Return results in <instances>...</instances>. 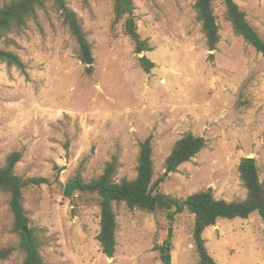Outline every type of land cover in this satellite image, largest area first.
I'll return each instance as SVG.
<instances>
[{"label":"rangeland","instance_id":"obj_1","mask_svg":"<svg viewBox=\"0 0 264 264\" xmlns=\"http://www.w3.org/2000/svg\"><path fill=\"white\" fill-rule=\"evenodd\" d=\"M11 0H0V6ZM138 31L152 51L137 54L115 24L113 0H70L92 45L94 72L78 57L76 40L50 3L22 32L0 40V49L23 62H0V166L22 154L16 174L47 182L24 191V206L46 264H162L159 246L172 247L173 264H199L188 211L169 218L115 205L117 247L102 253L99 195L88 188L64 196L78 179L99 178L113 156L117 180L137 177L140 143L152 138L155 179L167 195L185 199L213 189L217 199L247 196L239 164L255 158L264 177V55L237 36L225 18L224 0L213 6L220 42L211 52L195 0H133ZM264 39V0H236ZM155 66L145 72L140 58ZM206 147L178 171L166 160L186 133ZM11 196L0 193V251L16 250L0 264H20L21 236L14 229ZM218 264H264V221L221 219L204 232Z\"/></svg>","mask_w":264,"mask_h":264},{"label":"trees","instance_id":"obj_2","mask_svg":"<svg viewBox=\"0 0 264 264\" xmlns=\"http://www.w3.org/2000/svg\"><path fill=\"white\" fill-rule=\"evenodd\" d=\"M70 0H11L0 6V40L7 36L22 32L31 21H36L38 14L47 9L51 3L53 8L61 13L64 25L77 42L78 57L85 65L86 72H94V54L91 43L84 31L82 20L77 13L69 8ZM214 0H195L194 9L197 20L202 26L209 51L217 50L220 42V26L217 22L213 6ZM226 6L225 18L231 24L234 33L264 55V39L248 22L247 14L241 10L236 0H224ZM115 24L124 21L125 33L134 43L137 54L152 51L147 40H143L138 31L133 0H113ZM0 62L24 69L22 60L13 52L0 49ZM145 72H150L155 64L146 55L140 58ZM207 145L203 137L186 133L174 145L166 160L168 171L176 172L185 163L191 162ZM22 160L20 152L8 156L4 165L0 166V193L11 196L10 208L14 215V229L20 233L21 240L18 247L24 253L20 264H46L38 238L33 230L29 235L24 226L30 223L24 202L25 189L47 182L44 178L25 179L16 174V166ZM119 158L113 156L107 162L102 175L88 184L77 182L99 195L101 207V230L98 236L102 253L108 258L114 257L117 247V214L115 205L125 204L130 210H141L156 216L169 218L188 211L195 217L192 228L194 248L199 264H218L207 248L204 232L207 228L217 225L221 219H248L258 213L264 221V177H261L260 168L255 158H243L238 170L241 181L247 191V196L240 201H226L217 199L212 188L190 195L185 199L167 195L161 191V185L168 175L155 179L152 138L140 143L137 165V177L117 180ZM16 249L4 248L0 257L9 258ZM162 264L172 263V247L169 244L159 246Z\"/></svg>","mask_w":264,"mask_h":264},{"label":"water","instance_id":"obj_3","mask_svg":"<svg viewBox=\"0 0 264 264\" xmlns=\"http://www.w3.org/2000/svg\"><path fill=\"white\" fill-rule=\"evenodd\" d=\"M142 55V54H141ZM75 190H80V191H83L84 189L82 188V186L80 185L79 182H72V183H68L66 184L65 186V190H64V196L66 198H71L74 191ZM24 231L27 235H29V232H28V227L27 226H24ZM111 259V258H110Z\"/></svg>","mask_w":264,"mask_h":264}]
</instances>
